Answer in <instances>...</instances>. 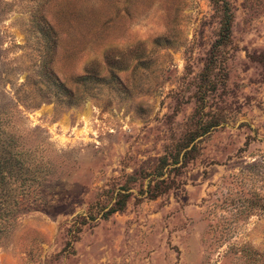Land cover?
I'll list each match as a JSON object with an SVG mask.
<instances>
[{
  "label": "rangeland",
  "instance_id": "rangeland-1",
  "mask_svg": "<svg viewBox=\"0 0 264 264\" xmlns=\"http://www.w3.org/2000/svg\"><path fill=\"white\" fill-rule=\"evenodd\" d=\"M0 0V264H264V0Z\"/></svg>",
  "mask_w": 264,
  "mask_h": 264
},
{
  "label": "trees",
  "instance_id": "trees-1",
  "mask_svg": "<svg viewBox=\"0 0 264 264\" xmlns=\"http://www.w3.org/2000/svg\"><path fill=\"white\" fill-rule=\"evenodd\" d=\"M212 2L213 5H216L217 2L215 0H210Z\"/></svg>",
  "mask_w": 264,
  "mask_h": 264
}]
</instances>
